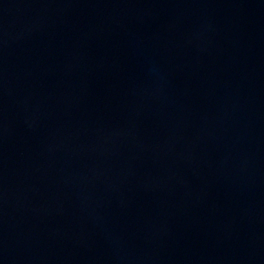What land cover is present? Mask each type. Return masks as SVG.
<instances>
[{
    "label": "water",
    "instance_id": "obj_1",
    "mask_svg": "<svg viewBox=\"0 0 264 264\" xmlns=\"http://www.w3.org/2000/svg\"><path fill=\"white\" fill-rule=\"evenodd\" d=\"M0 264H264V0H0Z\"/></svg>",
    "mask_w": 264,
    "mask_h": 264
}]
</instances>
